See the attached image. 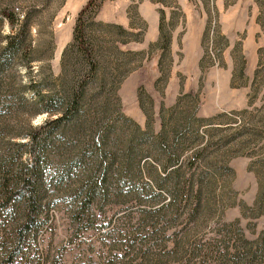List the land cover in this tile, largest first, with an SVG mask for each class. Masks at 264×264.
Returning <instances> with one entry per match:
<instances>
[{
	"label": "rangeland",
	"instance_id": "rangeland-1",
	"mask_svg": "<svg viewBox=\"0 0 264 264\" xmlns=\"http://www.w3.org/2000/svg\"><path fill=\"white\" fill-rule=\"evenodd\" d=\"M165 1L166 5L158 0H106L97 15V20L124 26L132 21L140 38L128 46L141 53L117 94L120 113L130 122L120 120L112 137L125 145L140 134L135 126L145 129L148 122L157 132L162 116L170 119L172 110L196 100L198 146L204 155L184 172L186 177L193 176L195 191L201 185L198 210L193 213L195 205L187 200L169 204L171 194L155 183L163 171L149 156L133 174L131 185L137 193H127L114 180L106 199L94 201L85 210L75 181L59 187L47 183L50 205L40 215L45 222L36 241L24 243L26 255L19 253L13 264H237L239 239L263 238L264 215L243 216L242 209L251 215L258 195L264 201V81L259 78L253 83L264 49L259 22L264 3ZM87 2L0 0V14L7 7L19 16L34 14L32 20L40 24L31 29L36 46L44 48L46 39L53 43L46 58L33 63L32 76L49 74L48 70L54 76L60 73L62 52L72 41L76 18ZM161 9L164 28L172 38L158 65L157 58L149 55L159 37ZM11 32L7 20H0V45ZM13 71L0 93V156L5 148L9 151L8 144L26 141L19 133L47 118L17 99L11 101L15 89L30 79L25 66L17 64ZM141 87L145 95L140 100ZM21 93L31 98L25 90ZM22 158L31 162L28 153ZM217 167L219 173L214 170ZM13 225L6 224L0 240L12 232ZM252 247V251L259 249ZM244 264L252 263L246 259Z\"/></svg>",
	"mask_w": 264,
	"mask_h": 264
},
{
	"label": "trees",
	"instance_id": "trees-1",
	"mask_svg": "<svg viewBox=\"0 0 264 264\" xmlns=\"http://www.w3.org/2000/svg\"><path fill=\"white\" fill-rule=\"evenodd\" d=\"M105 1L88 0L79 11L73 39L62 52L61 71L57 76L49 70V74H39V77L31 75L33 63L44 60L53 46L47 39L44 48L34 44L31 29L40 25L32 20L34 14L26 12L19 16L8 7L1 11L0 20H7L12 32L0 45V93L6 86V76L11 73L13 78V68L17 64L25 66L30 75L29 82L21 89L11 91L15 94L11 101L17 99L20 102H15L27 104L32 112L45 113L47 118L41 125H31L19 133L26 141L8 144L9 151L5 148L0 156V232L5 230L7 223L14 222L12 232H6L4 240H0V264L15 263L19 253L25 254L24 243L36 241L45 222L40 215L48 205L47 183L59 187L75 181L74 188L82 197L80 206L85 210L94 201L106 199L114 180L122 184L127 193H137V188L131 185L133 174L149 156L163 171L164 175L155 183L171 194L169 204L187 200L188 204L195 205L193 213L198 210L201 185L195 191L193 176L186 177L184 172L193 168L204 155L198 146L201 135L200 119L195 116L196 100L183 109L172 110L170 119L162 116L157 132L148 122L145 129L135 126L140 134L131 137L125 145L112 137L120 120L125 124L130 122L120 113L117 94L120 84L135 67V56L141 51L128 47L131 42L140 41L132 21L124 26L97 20ZM158 1L166 5L165 0ZM163 13L161 9L159 37L151 45L149 55L157 58L158 65L172 38V33L164 28ZM263 16L259 22L264 29ZM259 78L260 82L264 81V49L260 50V64L253 83ZM22 90L31 98L25 97ZM144 95L141 87L140 100ZM189 151L194 154L186 157ZM25 153L31 157L30 163L22 160ZM117 162L120 165L116 166ZM217 168L214 170L219 173L221 168ZM263 202L261 194L258 195L250 208L255 213L248 215L242 209V215H264ZM261 235L263 238L255 242L239 239L242 244L234 258L235 263L244 264L246 259L252 264L264 262V234ZM254 245L259 249L252 251Z\"/></svg>",
	"mask_w": 264,
	"mask_h": 264
}]
</instances>
